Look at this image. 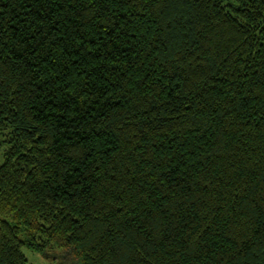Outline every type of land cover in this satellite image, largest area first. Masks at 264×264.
<instances>
[{"label":"trees","instance_id":"1","mask_svg":"<svg viewBox=\"0 0 264 264\" xmlns=\"http://www.w3.org/2000/svg\"><path fill=\"white\" fill-rule=\"evenodd\" d=\"M6 126L0 264H264V0H0Z\"/></svg>","mask_w":264,"mask_h":264},{"label":"rangeland","instance_id":"2","mask_svg":"<svg viewBox=\"0 0 264 264\" xmlns=\"http://www.w3.org/2000/svg\"><path fill=\"white\" fill-rule=\"evenodd\" d=\"M12 131L11 127L6 126L3 128H0V160L1 156H3V152L5 151L7 145V137L10 135V132ZM56 253H59L58 257L63 258V250L61 249H54ZM23 253L28 260L30 264H54V262L59 263L55 258L56 255L52 254L50 251L46 253H40L39 251H34L28 248L23 247Z\"/></svg>","mask_w":264,"mask_h":264}]
</instances>
